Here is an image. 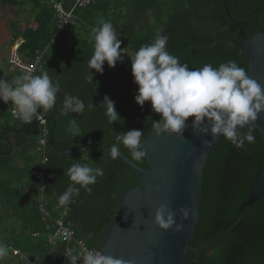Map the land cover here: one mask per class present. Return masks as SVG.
I'll return each instance as SVG.
<instances>
[{"label":"trees","instance_id":"1","mask_svg":"<svg viewBox=\"0 0 264 264\" xmlns=\"http://www.w3.org/2000/svg\"><path fill=\"white\" fill-rule=\"evenodd\" d=\"M29 2L33 3L30 14L33 22L20 26L11 21L8 25L11 36L23 40L18 48L22 59L41 55L34 75L46 71L53 81H59L61 91L55 106L40 113L42 117L55 119L52 146L47 143L44 165L36 145L41 125L35 121L27 123L20 132H9L6 141L5 134L25 122L20 118L12 122L8 108L0 105V242L30 258H38V264H47L49 260L52 264L54 260L59 263L60 258L56 250H51L49 229L37 210L41 194L31 172L42 170L46 174L42 195L51 208L60 206L59 195L72 183L67 170L73 164L103 169L104 175L89 186L90 192L81 188L74 202L65 206V219L72 223L75 237L88 248L99 249L103 229L116 220L114 212L120 193L137 186L138 180L119 157L94 158L89 153L68 155L63 151L84 148L101 155L116 143L117 134L124 131L141 129L144 139L153 131L152 121L160 116L152 111L150 102L146 101L143 107L135 102L137 85L133 82L130 59L111 68L105 62L102 74L89 69L94 31L74 20L72 27L55 34L52 7L43 0ZM225 2L246 38L264 32V0ZM19 3L0 0L1 5L16 8ZM71 5L72 0H64V10ZM73 14L95 29L101 19L111 22L122 41L121 48L131 56L141 46L151 44L159 33L168 36V52L189 68L208 63L218 67L229 60L246 68L237 28L226 17L222 0H93L91 5L73 10ZM11 74L6 63L0 69V79L11 82ZM66 95L83 100L84 112L62 114ZM105 95L114 101L122 122H108L102 106ZM72 119H76L80 135L68 131ZM47 126L50 128V121ZM252 134L255 142H246L244 148H236L223 138L209 154L204 170L201 218L187 251L186 264H264V205L257 200L241 208L260 164L259 135L255 130ZM8 147L11 152L5 154ZM119 147L121 154L144 166V160H133L122 144ZM0 264L26 263L9 252Z\"/></svg>","mask_w":264,"mask_h":264},{"label":"clouds","instance_id":"2","mask_svg":"<svg viewBox=\"0 0 264 264\" xmlns=\"http://www.w3.org/2000/svg\"><path fill=\"white\" fill-rule=\"evenodd\" d=\"M92 39L94 50L88 61L89 69L102 74L105 62L111 68L123 60L126 53L111 22L101 19ZM167 43L168 36L158 33L151 44L141 46L130 57L131 74L137 85L135 102L141 107L146 101L150 102L152 111L160 116V119L152 121L154 133L182 135L189 126L188 118L192 117L194 131L203 136L210 134L212 140L222 137L236 148H244L246 142L254 143L252 129L249 127L247 132H242V129L254 123L258 114L264 112V87L233 60L220 63L218 67L208 63L200 68H189L187 63H182L179 57L168 52ZM60 91L59 81H53L46 71L39 75L24 74L11 82L0 79V101L14 104L15 114L25 123L39 118L41 111L46 113L51 110ZM102 106L110 124L122 122L109 96L103 97ZM84 110L85 104L80 98L64 97L62 114H81ZM68 131L74 136L80 135L76 119H72ZM142 141L141 129L124 131L117 134L116 143L107 149V155L117 159L121 154L119 145L122 144L133 160L142 161L146 158ZM202 142L208 144L211 140ZM67 175L72 183L58 197V204L62 207L73 203L81 188L90 192L89 186L97 183L104 171L88 164H73ZM177 212L182 220H186L192 209L183 206L173 211L169 205L161 204L154 211L153 222L162 230L171 228L180 232L184 225L177 223ZM8 255L9 248L0 243V262ZM66 256L69 264H76L77 260H81L82 264H131L122 258L92 251Z\"/></svg>","mask_w":264,"mask_h":264},{"label":"water","instance_id":"3","mask_svg":"<svg viewBox=\"0 0 264 264\" xmlns=\"http://www.w3.org/2000/svg\"><path fill=\"white\" fill-rule=\"evenodd\" d=\"M63 8L64 0H60ZM225 15L237 28L241 51L246 61V74L264 87V32H255L246 38L242 26L235 21L222 0ZM71 18L94 31L80 17L70 14ZM130 62L123 58L116 67ZM50 121L48 144L52 146L51 136L55 126L54 117H43ZM192 117L188 118L189 126L182 135L151 131L142 141L146 152L144 166H138L123 154L119 158L129 167L138 180V185L120 193L114 212L115 221L103 229L101 233L100 251L104 255L122 258L131 264H186L187 251L194 238L202 213V186L204 170L211 151L222 141V137L212 140L211 135L203 136L191 127ZM38 124V121H35ZM26 123L18 129L5 134L20 132ZM255 130L260 139V164L247 200L241 208L251 206L260 200L264 205V112L258 119L246 125ZM211 140L205 144L203 140ZM11 152V147L5 154ZM71 155L76 152L89 153L94 158H105L107 151L97 155L84 148L63 151ZM169 205L173 211L188 206L192 209L189 218L182 220L176 213L177 223L184 228L180 232L160 229L153 222L155 209L161 205Z\"/></svg>","mask_w":264,"mask_h":264},{"label":"built area","instance_id":"4","mask_svg":"<svg viewBox=\"0 0 264 264\" xmlns=\"http://www.w3.org/2000/svg\"><path fill=\"white\" fill-rule=\"evenodd\" d=\"M43 1L47 2L55 11V34L62 33L67 28L72 27L74 25V20L70 16V14H73V10L77 8L87 7L93 3V0H72V5L70 9L63 10L58 0ZM53 37L50 40L51 42L53 41ZM22 43V38L19 37L15 39L11 44V47L6 56L8 71L10 73H13L16 77L24 74L34 75L36 70L40 66L41 55H38L33 59H22L20 57L18 48ZM0 104L8 108L12 120L19 119V117L15 114L16 108L14 104H12L11 102L4 103L2 101H0ZM33 121H38L41 125V135L38 138L36 145L37 151L42 157L41 165H44L47 161L45 154L48 143L47 137L49 128L47 126V120H44L41 115L39 116V118H34ZM31 174L37 181L38 191L41 194L40 200L38 201L36 206L42 222L46 225L47 229H49V233L47 235L48 241L50 245L63 244L64 249L59 264H69L68 257L66 255H69L70 253L82 254L86 253L87 251H92L94 253L100 254V249H90L85 245L82 240L77 239L75 237L72 223L65 219L67 207L53 206L49 208L46 205V202L44 201L42 195L45 190V182L47 179L46 174L42 170L32 171ZM33 235L36 236L37 233H34ZM7 247L9 248V252L12 254V256L18 257L20 261H23L26 264H37V258H30L28 255L20 253L19 250L12 249L10 246ZM76 264H82V261L77 260Z\"/></svg>","mask_w":264,"mask_h":264},{"label":"rangeland","instance_id":"5","mask_svg":"<svg viewBox=\"0 0 264 264\" xmlns=\"http://www.w3.org/2000/svg\"><path fill=\"white\" fill-rule=\"evenodd\" d=\"M20 1L21 0H19V2ZM16 11L20 15L22 8L18 9V7H17V10H16V7H12L10 5L4 6V5L0 4V69H2V70L4 69V67H6L5 60H6L7 53L9 51V41H10L9 38L11 35V32L9 31V29L7 30V26H8V23L11 22V20L13 21V19H15V21H16V15H18V14H16ZM130 57H131L130 53H126V55L124 56V58L127 60H129ZM3 60H4V62H1ZM11 75L13 76V80H14L16 78V76L13 73ZM10 119L12 120L11 117H10ZM12 122H13V120H12ZM50 246H54V245H50Z\"/></svg>","mask_w":264,"mask_h":264},{"label":"crops","instance_id":"6","mask_svg":"<svg viewBox=\"0 0 264 264\" xmlns=\"http://www.w3.org/2000/svg\"><path fill=\"white\" fill-rule=\"evenodd\" d=\"M5 6V5H4ZM17 7L22 8V11L20 12V15L17 13L16 11V22L20 25V26H24L26 24H31L33 22V19L31 18L30 14H32L33 11V3L29 2V0H21L20 3L17 5ZM17 10V8H16ZM19 11V10H18ZM26 12V13H25ZM19 20V21H18ZM12 21V20H11ZM13 21H15V19H13ZM10 23V22H9ZM8 23V25H9ZM9 29V31L11 32L10 28L7 26V30ZM19 38V37H17ZM17 38H12V36L10 35V41H9V49L11 47V44L13 43V41ZM8 43V42H7ZM51 250L52 251H57L56 255L59 256V258L61 259L62 257V253H63V244H56L54 246H51ZM58 260H54L52 262V264H58L57 262ZM57 262V263H56ZM60 262V260H59ZM37 264H38V258H37ZM47 264H50V260L47 262Z\"/></svg>","mask_w":264,"mask_h":264}]
</instances>
